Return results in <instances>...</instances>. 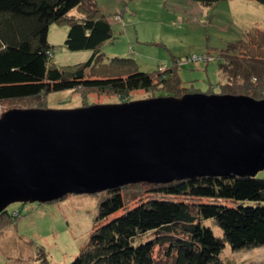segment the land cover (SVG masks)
I'll return each instance as SVG.
<instances>
[{
	"label": "trees",
	"instance_id": "trees-1",
	"mask_svg": "<svg viewBox=\"0 0 264 264\" xmlns=\"http://www.w3.org/2000/svg\"><path fill=\"white\" fill-rule=\"evenodd\" d=\"M190 1L211 7L221 0ZM255 1L264 6V0ZM53 24L67 26L68 50H88L91 57L76 66L57 67L49 40ZM113 36V24L96 0H0V102L45 96L40 109H48L50 94L68 90L121 99L157 86L169 87L165 96L178 97L186 90L174 70L148 74L133 59L107 62L101 49ZM226 50L219 67L226 84L232 88V82H242L230 93L264 100V31H247ZM146 194L150 196L144 198ZM106 195L93 233L68 264H155L153 252L163 246L171 264H227L222 257L227 246L232 252L264 247V178L258 175L140 183ZM4 217L16 219L7 209L0 220ZM148 234L155 236L143 240Z\"/></svg>",
	"mask_w": 264,
	"mask_h": 264
},
{
	"label": "water",
	"instance_id": "water-1",
	"mask_svg": "<svg viewBox=\"0 0 264 264\" xmlns=\"http://www.w3.org/2000/svg\"><path fill=\"white\" fill-rule=\"evenodd\" d=\"M264 171V100L195 93L0 116V215L70 192Z\"/></svg>",
	"mask_w": 264,
	"mask_h": 264
},
{
	"label": "rangeland",
	"instance_id": "rangeland-1",
	"mask_svg": "<svg viewBox=\"0 0 264 264\" xmlns=\"http://www.w3.org/2000/svg\"><path fill=\"white\" fill-rule=\"evenodd\" d=\"M96 1L113 24L114 36L101 49L107 62L115 57L133 59L138 70L148 74L174 70L186 90L181 89L178 97L165 96L169 87L157 86L151 91L130 92L124 99L88 89L68 90L50 94L48 109L119 105L195 93L233 95L231 89L239 90L242 82H232V88L226 84L227 79L219 69L226 48L243 39L247 31L254 28L264 31V6L255 0H221L211 7L190 0ZM67 32V26L56 24L49 31V40L55 46L52 62L59 68L86 62L93 54L88 50H68L64 46ZM192 57L194 62L189 61ZM44 104L45 96L0 102V116L11 109H40ZM258 176L264 178V171ZM128 185L134 184L121 187ZM106 194L107 191L70 192L52 202L10 205L7 211L16 219L0 220V264L70 263L93 233L98 207ZM154 236L148 234L143 240ZM165 252L166 246L154 250L155 264H171ZM222 257L227 264H264V247L232 252L227 246Z\"/></svg>",
	"mask_w": 264,
	"mask_h": 264
}]
</instances>
